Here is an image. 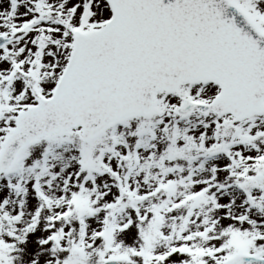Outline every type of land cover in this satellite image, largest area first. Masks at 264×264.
Here are the masks:
<instances>
[{
	"label": "snow or ice",
	"instance_id": "snow-or-ice-1",
	"mask_svg": "<svg viewBox=\"0 0 264 264\" xmlns=\"http://www.w3.org/2000/svg\"><path fill=\"white\" fill-rule=\"evenodd\" d=\"M0 264H264V0H0Z\"/></svg>",
	"mask_w": 264,
	"mask_h": 264
}]
</instances>
